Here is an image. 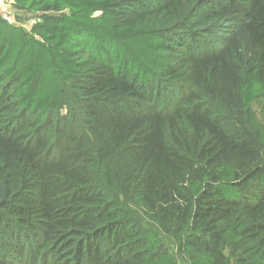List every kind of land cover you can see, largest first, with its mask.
<instances>
[{"label":"trees","instance_id":"trees-1","mask_svg":"<svg viewBox=\"0 0 264 264\" xmlns=\"http://www.w3.org/2000/svg\"><path fill=\"white\" fill-rule=\"evenodd\" d=\"M12 6L0 264H264V0Z\"/></svg>","mask_w":264,"mask_h":264},{"label":"rangeland","instance_id":"rangeland-1","mask_svg":"<svg viewBox=\"0 0 264 264\" xmlns=\"http://www.w3.org/2000/svg\"><path fill=\"white\" fill-rule=\"evenodd\" d=\"M0 14L8 21L19 24L26 30H29L36 20L34 15L16 10L12 6V0H0Z\"/></svg>","mask_w":264,"mask_h":264}]
</instances>
